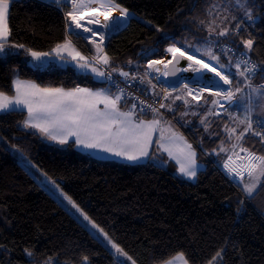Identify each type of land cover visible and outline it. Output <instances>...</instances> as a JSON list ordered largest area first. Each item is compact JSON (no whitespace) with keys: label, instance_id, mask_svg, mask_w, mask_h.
Wrapping results in <instances>:
<instances>
[{"label":"trees","instance_id":"16d2710c","mask_svg":"<svg viewBox=\"0 0 264 264\" xmlns=\"http://www.w3.org/2000/svg\"><path fill=\"white\" fill-rule=\"evenodd\" d=\"M228 1L116 0L129 9L130 21L109 33L108 68H117L118 75L119 70L130 75L138 70L147 76L149 60H163L174 44L194 53L193 47L214 39L211 12ZM246 1L253 21L244 22L239 35L231 29L233 21H228L222 28L230 26V34L219 40L248 52L264 70V0ZM8 24L10 44L25 47H6L0 54V91L13 95L17 77L66 89L112 87L73 67L30 64L27 49L51 51L66 38L92 52L83 34L69 31L59 9L40 0H12ZM245 39L254 41L250 52L243 46ZM219 57L221 64L228 65L225 57ZM230 77L234 99L221 100L224 108L217 105L213 124L218 136L208 137L198 122L182 127L190 141L202 140L212 152L220 151L227 136L225 126L249 104L242 77L236 73ZM254 81L263 84L264 71ZM237 87L242 91L237 92ZM185 107L180 104L176 112ZM25 118L26 111L0 113V264H84L85 256L88 264H126L36 181L10 146L57 181L124 249L131 264H164L181 253L189 264H264V175L256 183L247 171L235 177L222 168L226 154L221 153L222 161L217 163L200 153L198 159L207 167L193 183L178 176L174 164L99 160L71 143L50 144L39 133L23 128ZM243 133L240 146L264 156V139L256 134L259 129ZM252 185L253 192L248 193Z\"/></svg>","mask_w":264,"mask_h":264},{"label":"snow or ice","instance_id":"6c2138e0","mask_svg":"<svg viewBox=\"0 0 264 264\" xmlns=\"http://www.w3.org/2000/svg\"><path fill=\"white\" fill-rule=\"evenodd\" d=\"M11 2L12 0H0V53H4L6 47L21 49L25 47L23 44L17 45L10 44L9 42L11 30L7 21ZM57 2H60V0H57ZM249 3H253V0H249ZM93 4L97 6L92 7ZM113 11H119L120 17L114 18L112 15ZM86 16L91 17L87 19L88 25H97L100 29H107L113 25L118 28L117 19H127L129 9L123 7L116 0H71V8L65 13V19L68 21L66 27L72 29L74 25L75 29H83L84 33H90L91 35L86 37V39L89 43L95 45L96 54L89 60L67 38L63 42L56 43L51 51H36L29 48L27 49L28 54L34 61L38 62V66L39 62L53 57V54L60 60H65L67 57L72 62H75L76 67L90 70L95 76L110 80L112 73L118 71V69L113 67L111 71L106 73L97 66H108L110 64V57L102 46L105 40V33L82 24L81 22L86 19ZM100 17H103V20ZM232 20L231 29L234 30L235 34L239 35L243 30L244 22L253 21V17L250 14H237L232 17ZM224 22H228L227 17H225ZM213 32L214 39L212 46L204 49L201 58L189 54L188 51L182 50L181 47L174 44L167 49V52L171 54V60H149L148 68H154L155 71L159 72L160 69L155 66L163 64L164 68L167 69L168 65L173 64V61H175L172 70L165 71L163 75L176 76L178 72H188L191 70L193 73L201 76H204L205 73L214 74V78H218V81L222 82L223 86L232 85L233 79L230 76H234L235 73L225 71L226 66L220 63L219 55L213 50V47L220 45L219 38L227 37L230 34V29L229 27H224L221 30H213ZM96 37H99V43ZM242 43L244 48L250 52L254 41L252 39H245ZM189 47L193 46L190 45ZM196 51L200 52L201 49L196 47ZM246 55V53H241L242 58L235 61L234 67L239 71L241 77L250 79L256 72L264 70L243 59ZM181 59H186L189 62L184 68L176 67V65L180 64ZM213 62H216L215 66ZM229 63L231 64L232 61L229 60ZM242 64L245 65L243 70H241ZM246 73L249 75L246 76ZM119 75L129 78L130 73L119 70ZM131 79L135 80L136 76L133 75ZM12 83L13 95L0 91V112H24L26 110L23 128L34 130L32 134L39 133L58 145H68L71 143L87 150L103 152L130 162H138L142 159L151 160V153L155 147L177 161L181 174L188 178H195L197 176V152L193 148V145L188 143L182 135L172 131L170 128L163 127V114L159 112V109L151 105H149L153 114V118L151 119L141 118L142 115L147 114L143 108H141L139 114L133 110H122L121 101L124 98V89L120 88L118 84H116L118 93H112L105 88L94 90L93 88L80 86L68 89L64 87L42 86L34 81L20 80L19 78L14 79ZM216 84L217 82L213 79L212 83L208 85H193L190 87L185 83L183 84V88L186 90L187 96L191 97V100L196 101L197 104L201 100H205L208 103L209 100L204 96L205 93H208L209 97L220 98L211 99L210 103L212 105H219L221 108H224L221 100L232 101L234 93L231 89L222 86L217 89ZM153 87L155 86L153 85ZM173 91H176V88H173ZM236 91L241 92L242 89L237 87ZM165 93L163 99L167 100L171 96V93L167 92V90H165ZM175 101H183L185 105L191 106L186 96L176 95L171 103H160L159 108H166L170 112L174 111L173 105ZM261 101H264V92L259 93L256 102L257 106ZM135 108L136 105L132 104V109ZM245 110L252 111L250 107H246ZM239 122L244 124L245 120H240ZM201 123L206 124V119L201 118ZM252 126L251 123H248L245 132L251 129ZM230 131L235 132L236 129L232 128ZM157 132H159V136L154 141L153 137ZM166 133L168 134L166 135ZM256 134L262 135V133ZM235 139L237 141L241 140V135H237ZM219 150L221 152L227 151L224 147H220ZM242 151L245 150L242 149ZM234 155L235 153L228 156L226 162L223 164V168L227 169L229 173H233L235 177H242L245 170L249 175H252L258 169L260 175H264V156L257 157L254 154H249L247 157L248 162L238 165L233 159ZM157 159L158 162L163 163L162 160ZM56 187L57 189L59 188L58 185ZM254 187L255 185L248 186L247 192L252 193ZM60 193L63 199L85 221L89 222L94 229H98L100 233H103L116 253H123L127 256L124 249L119 244L111 241L108 238V234L91 220L71 196L63 193L62 190H60ZM182 256L183 253L179 254V257ZM128 259L131 260V257H128ZM83 260L84 264H88L89 258L87 256ZM133 264H135L134 261ZM168 264H173V262L170 261ZM185 264H187L186 261Z\"/></svg>","mask_w":264,"mask_h":264},{"label":"rangeland","instance_id":"374dc122","mask_svg":"<svg viewBox=\"0 0 264 264\" xmlns=\"http://www.w3.org/2000/svg\"><path fill=\"white\" fill-rule=\"evenodd\" d=\"M247 1L246 0H229L226 4H217L212 12H211V28H210V32L211 34L213 35L214 32L213 30H221L222 29V26H224L225 24V17L228 18V21H233L232 20V17L234 15H245V14H252L250 9L248 8V5H247ZM114 17H118L119 15V12H116L114 11L113 14H112ZM119 18V17H118ZM121 19H117V21H119ZM125 23L127 24L129 21H130V16H128L127 19H125ZM82 23V22H81ZM230 23V26H231V23L232 22H229ZM230 26H229V29H230ZM77 31L78 29H75L74 28V25L72 26V29H70V31ZM112 30V27H109L107 29H105L104 32L105 33V38L109 35V32ZM223 38V37H221ZM72 41V40H71ZM212 41L213 39H208V41L204 42L202 45H199V46H195L193 47L194 48V53L191 52V51H188L189 54H192V55H196L197 53H199L200 55H196L197 58H201L200 56L203 54V51L205 48L209 47V46H212ZM72 43L74 44V42L72 41ZM75 45V44H74ZM103 46V45H102ZM75 47L82 52L83 55L87 56L89 58V60L92 59V57H90L86 51L80 49L77 45H75ZM196 47H199L201 49L200 52H197L196 51ZM182 50H186L184 48H182ZM213 50L217 53L216 51V47H213ZM187 51V50H186ZM246 52V51H245ZM93 56L96 54L95 53V45H94V48L92 49V52H90ZM248 53V52H247ZM217 55H219L217 53ZM66 56V54H65ZM169 58V59H168ZM171 55H168V53H166L165 55V58L163 60L167 61V60H170ZM207 59V58H206ZM188 63V62H187ZM187 63L183 66V67H186ZM216 63V62H214ZM228 63V62H227ZM30 64L32 66H38V62L34 61L32 58L30 59ZM39 65H45L47 67H55V66H59V67H75L78 71H82V72H85V73H91L90 70H86V69H81V68H78L75 66V62H72L70 60V58H67L65 60H60L59 58H56L53 54V57L51 58H48L42 62H39ZM172 64L168 65V68L167 70L169 69V67L171 66ZM98 67H100L102 70H104L106 73L107 71L105 70V68L102 66V65H97ZM161 66L163 67L164 65L161 64ZM234 69V68H233ZM231 68V66L228 64L226 65V68H225V71L226 72H233V73H236V74H239L237 70H233ZM148 71L150 73V70L148 68ZM188 73V76L186 78H184V84L187 83L190 87L193 86V84L191 82H189L188 79H190L192 76L191 73L188 71L186 72ZM213 75V76H212ZM209 74L207 73V75H204V76H197V81H201V82H198L199 84H203V85H208L209 83L207 82V80H209V78H213L214 77V74ZM167 76L165 75H161L160 78L162 79H156L158 82H166L167 83ZM18 78V77H17ZM16 78V79H17ZM231 78V77H230ZM20 79V78H19ZM96 80L98 81H103V82H109L108 79H105V78H100V77H95ZM146 79L147 81H150V79L146 76ZM245 82V85H246V88H247V93H248V98H249V104L246 106V107H250L252 109L251 112L249 111H246L244 107L243 110H242V114H239L237 115L233 122L227 126H225L224 130L227 134L226 136V139H224V141L220 144V147H224L225 149H227V151H224V152H221V151H215V152H212V151H209L206 147H204L203 145V142L202 140L198 141V143H195L193 141H190L185 133V131L183 130L182 127H190L191 126V123L194 122V120L196 118H198V120L200 119V123H201V118H204L206 119L207 123L206 124H202L205 129H206V132H207V136L210 137V138H216L218 136V134H216V131H215V127H214V120L216 119L217 117V105H212L210 103V100L211 99H219V98H215V97H206L209 102L206 103L205 100L202 101V105L201 106H198L196 101H192L191 100V97H188L187 96V92L186 90L183 88V85L182 87H180L178 90L176 91H173L171 89H169L167 92L171 93V96L169 97L168 99V103H171L173 98L176 96V95H184L186 96V98L190 101V105H185L183 103V101H175V104L173 105V109L174 111H168L166 108V112L167 113H163V112H160L163 114V124L162 126L165 127V128H170L172 131H175L176 133L182 135L185 140L192 144L193 145V148L196 150L197 152V176L195 178H188L186 176H184L183 174H181L179 172V164L177 163V161L171 157H169L167 155V153H164L162 152V150H159L157 148L154 147V149L152 150V159H142L138 162H130V161H127L123 158H119V157H115V156H112L110 154H106V153H103V152H98V151H93V150H87V149H84L82 147H78L76 146V148L89 155L90 157H93L95 159H99V160H109V161H117V162H122V163H127V164H130V165H138V164H142V163H146V162H149V161H154L155 163L161 165V166H167L169 161H173L175 163L178 164V167L176 168V171L177 173L182 176L183 179H186L188 181H191V182H196L197 179H198V174L201 170H204L206 169V163L205 162H202L198 159V156L200 153H203L208 159H211L213 158L217 163H221L222 159H221V156L220 154L221 153H224L226 154V156L229 154V155H233V153L235 152H238L237 150H239V148H241L242 146H240V140L237 141L235 139V137L237 135H241V133L244 131V135L247 134L248 131L245 132V129L247 128V124L248 123H251L253 126L252 128H255L254 127V123L255 122H259L261 124H263L262 121H264V101H261L259 102L258 106H257V100H258V97H259V93L260 92H264V83H256L254 81V77L250 78L249 79V82L242 78ZM21 80V79H20ZM195 78H193V82H195ZM221 87V86H220ZM222 87L224 88H227V86H223ZM102 88H105V89H108L110 90L112 93H118V91H115L112 87H102ZM166 88V87H165ZM167 89V88H166ZM230 89L233 91V85H230ZM96 90V89H94ZM160 90L156 89V95H160ZM208 93H205L204 95H206ZM180 104H184L186 107L185 111L182 112V114H178L176 112L178 106ZM121 109L124 110V111H128V110H133L135 112V109H132L131 105L128 104V105H123V99L121 101ZM26 111V110H25ZM0 113H6V112H0ZM187 113V114H186ZM256 117L260 118V119H257ZM153 118V117H152ZM143 119H151V118H143ZM240 120H245V123L244 124H241L239 121ZM232 128H235L236 131L235 132H231L230 130ZM251 128V129H252ZM27 130H30V131H34V130H31V129H27ZM260 130V129H259ZM168 133H166L167 135ZM41 135V134H40ZM159 136V132L155 133L154 134V141L158 138ZM41 137L48 143L50 144H56L58 145L57 143L53 142V141H49L46 137H43L41 135ZM242 137V136H241ZM59 146H67V145H59ZM11 152L13 153V155H15L18 159V161L28 170V172L36 179V181L47 191L49 192L62 206H64L71 214L74 215V217L80 222L82 223L87 229H89L99 240H101L107 247H109L118 257L119 259L126 263V264H131L130 260L128 259L127 256H125L123 253H116L115 252V249H113L110 245V243L108 242V240L104 237L103 233H100L98 231V229H94L91 224L87 221H85L82 216L76 212L75 209H73L68 203L66 200L63 199L61 193H60V190H62L60 184L49 178L44 172H42L28 157L25 153H23L22 151H20L19 149H17L16 147H9ZM238 148V149H237ZM243 148V147H242ZM243 152V151H242ZM163 156H166L168 159L167 160H164L162 157ZM220 156V157H218ZM246 155L242 154L241 153H238L236 155L233 156V159L236 161V164L240 165V164H246L247 163V160L245 158ZM159 160H162L163 163H160L158 162V159ZM243 158V159H241ZM223 166V165H222ZM223 168V167H222ZM227 171V169H226ZM246 171V170H245ZM262 175H260L259 173V170L257 169L256 172H254L252 175H251V178L253 180V182L256 183L257 180H259V178L261 177ZM59 186V188L57 189L56 186ZM63 191V190H62ZM63 193H65L63 191ZM92 220V219H91ZM93 221V220H92ZM105 232V231H104ZM106 233V232H105ZM108 238L109 235H108ZM111 241H113L111 238H110ZM114 242V241H113ZM179 255H177L174 259L170 260L171 262H173V264H185V261L188 263V261L186 260L185 256L183 255L182 257H179ZM168 261V262H170ZM168 262L164 263V264H168Z\"/></svg>","mask_w":264,"mask_h":264},{"label":"built area","instance_id":"2783aa9c","mask_svg":"<svg viewBox=\"0 0 264 264\" xmlns=\"http://www.w3.org/2000/svg\"><path fill=\"white\" fill-rule=\"evenodd\" d=\"M44 2L45 4L51 5L57 9H59L65 16V13L70 10L71 8V0H60V2H57V0H40ZM70 31V29H69ZM216 51L221 57H225L227 59L228 64L231 66V68L235 69L234 63L236 60L241 59V53H246L247 55L243 57V59H246L250 62V64H255L260 68L259 64L250 58V55L242 50H239L231 45L225 44L222 41H220V45L216 47ZM90 57H93V55L90 52H86ZM226 53V55H225ZM229 60L232 61V63H229ZM107 72L111 71L108 66L102 65ZM245 65L242 64L241 70ZM233 69V70H234ZM236 70V69H235ZM260 71L256 72L254 76H256ZM239 73V71H238ZM135 75L136 79L133 80L131 77ZM246 76L249 75L248 73L245 74ZM147 76L150 79H153V76L150 73H147ZM252 76V77H254ZM251 77V78H252ZM244 78V77H242ZM245 79V78H244ZM249 82V79H246ZM143 81V82H141ZM115 82V83H114ZM110 85L115 91H118L116 84L119 85L120 88L124 89L123 93V104L128 105L130 104L132 107V104L136 105L135 112L137 114L140 113L141 108L145 109L146 115H142L141 118H152L153 114L151 112V108H149V105L152 107H155L159 109V112L167 113L165 108H159L160 103H164L163 97L156 98L151 90L146 87V77L138 70H134L132 74L129 76V78H124L115 72L112 73V78L109 80ZM254 127H257L260 129V133H262V137L264 139V126L263 124L259 122L254 123Z\"/></svg>","mask_w":264,"mask_h":264},{"label":"crops","instance_id":"0c3cea01","mask_svg":"<svg viewBox=\"0 0 264 264\" xmlns=\"http://www.w3.org/2000/svg\"><path fill=\"white\" fill-rule=\"evenodd\" d=\"M97 5L96 4H93L92 5V7H96ZM10 8H11V3H10ZM114 12V11H113ZM116 12H119V11H116ZM9 13H10V10H9ZM8 19H9V14H8ZM8 22V21H7ZM105 31V30H104ZM103 31V32H104ZM104 33H106V32H104ZM110 33V32H109ZM91 34L89 33L88 35H84V37L86 38V37H89ZM108 37H109V35L105 38V40H104V42H103V47H104V49H106V45H107V41H108ZM71 40V39H70ZM87 40V39H86ZM96 40H97V42L99 43V37H96ZM88 41V40H87ZM89 42V41H88ZM75 44V43H74ZM91 44V43H90ZM91 46H92V49L94 48V45L93 44H91ZM168 53V52H167ZM171 55V54H170ZM70 67H72V66H70ZM64 68V67H63ZM67 68V67H66ZM73 68H75V67H73ZM76 69V68H75ZM77 70V69H76ZM150 70V74L152 75V73H151V69H149ZM78 71V70H77ZM78 72H80V73H83V74H89V75H91L94 79H95V74H92V73H85V72H82V71H78ZM190 73H191V75L192 76H190L191 78L190 79H188L189 80V82H191L193 85H197V86H203V84H199L198 82H201V81H197V76H201V75H199V74H195V73H193L191 70L189 71ZM147 73H149V71H147ZM210 74V73H209ZM205 75H207V73H205ZM153 76V75H152ZM146 77V76H145ZM148 77V76H147ZM149 78V77H148ZM193 78H195V82H193ZM214 78V77H213ZM213 78H209V80H207V82L209 83V84H211L212 83V81H213ZM232 78V77H231ZM150 79V78H149ZM156 79H162V78H160V77H154L153 76V79H150V81H151V83H149V81H147V79H146V87H148L150 90H151V92H152V94L156 97V98H161V97H164L165 96V90H169L170 88L167 86V84H166V82H158ZM233 79V78H232ZM22 80V79H21ZM96 80V79H95ZM163 80V79H162ZM26 81H29V80H26ZM98 81V80H97ZM216 82H217V84H216V88L218 89L220 86H222V82H219L218 81V78L215 80ZM99 82H103V81H99ZM153 85L155 86V87H153ZM264 85V84H263ZM167 89H166V88ZM180 87H182V86H180ZM179 87V88H180ZM178 88V89H179ZM227 88H229L228 86H227ZM156 89H158V90H160L161 92H160V95H156ZM178 89H176V90H178ZM230 89V88H229ZM171 90H173V89H171ZM214 90H216V89H214ZM206 95H208V97H209V94H206ZM206 95H204V96H206ZM202 101H204V100H201L200 102H199V104H197L198 106H201L202 105ZM167 102H168V99L167 100H164V103L165 104H167ZM197 103V102H196ZM185 106V105H184ZM185 109L186 108H183V110L181 111V112H178V114H182V112H184L185 111ZM257 119H260V118H258V117H256ZM261 120V119H260ZM194 122L196 123V122H198L199 124H201L200 123V119L198 120V118H196L195 120H194ZM261 122H263V125H264V121H262L261 120ZM238 149V148H237ZM242 149H244L245 151H243L242 152ZM238 152H235V155L236 154H238V153H241V155L242 154H244V155H246L245 156V158H246V160H247V157H248V155L249 154H253V153H251L250 151H248L247 149H245V148H239V150H237ZM228 156H230L229 154L227 155V157H226V160H227V158H228ZM164 160H167L168 158L166 157V156H163L162 157ZM226 160L224 161V163L226 162ZM248 162V161H247ZM223 163V164H224ZM172 164H174L175 165V171H176V168L178 167V164L177 163H175L174 162V160L173 161H169V163H168V165L167 166H163V167H169L170 165H172ZM223 167V166H222ZM176 174L178 175V176H180L178 173H177V171H176ZM180 177H182V176H180Z\"/></svg>","mask_w":264,"mask_h":264},{"label":"water","instance_id":"95a60500","mask_svg":"<svg viewBox=\"0 0 264 264\" xmlns=\"http://www.w3.org/2000/svg\"><path fill=\"white\" fill-rule=\"evenodd\" d=\"M119 27L117 28L115 25L111 26L112 29H122L124 28L127 24L123 22L122 20L117 21ZM82 24H84L86 27H92L94 30H99V31H104L105 29H100L99 26L97 25H88L87 20L82 21ZM80 34L83 35H88L89 33H84L83 29H78L77 30ZM2 54V53H0ZM187 63L186 59H181L180 64L176 65V67L182 68L185 64ZM175 64V61H173V64L169 67L168 71H171L173 68V65ZM184 73L183 72H178L176 76H167V86L170 89L176 88L178 89L180 86L184 84Z\"/></svg>","mask_w":264,"mask_h":264},{"label":"bare ground","instance_id":"6f19581e","mask_svg":"<svg viewBox=\"0 0 264 264\" xmlns=\"http://www.w3.org/2000/svg\"><path fill=\"white\" fill-rule=\"evenodd\" d=\"M114 17V16H113ZM118 17H120V13H119V15H118ZM118 17H114V18H118ZM88 18H91L90 16H86V19L85 20H87ZM100 19L101 20H103V17H100ZM123 22H125L126 20L125 19H121ZM168 55H170V53L168 54ZM169 59V58H168ZM172 58H170V60H171ZM188 62V61H187ZM189 63V62H188ZM187 63V64H188ZM187 66V65H186ZM155 67H158L159 69H160V71L159 72H157V71H155L154 70V68L153 69H151V73H152V75L154 76V77H161V75H163V73L165 72V71H168L167 69H165L164 68V66L162 67L161 65H158V66H155ZM182 68H184V67H182ZM184 73V77L186 78L187 76H188V73H186V72H183ZM211 74V73H210ZM212 75V74H211ZM213 76V75H212ZM167 78V77H166ZM213 79H217V78H213Z\"/></svg>","mask_w":264,"mask_h":264}]
</instances>
